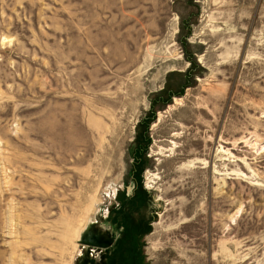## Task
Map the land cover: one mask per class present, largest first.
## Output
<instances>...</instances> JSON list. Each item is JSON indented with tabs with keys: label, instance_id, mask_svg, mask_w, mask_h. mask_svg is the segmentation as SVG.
<instances>
[{
	"label": "rangeland",
	"instance_id": "rangeland-1",
	"mask_svg": "<svg viewBox=\"0 0 264 264\" xmlns=\"http://www.w3.org/2000/svg\"><path fill=\"white\" fill-rule=\"evenodd\" d=\"M86 253L264 264V0H0V264Z\"/></svg>",
	"mask_w": 264,
	"mask_h": 264
},
{
	"label": "water",
	"instance_id": "water-1",
	"mask_svg": "<svg viewBox=\"0 0 264 264\" xmlns=\"http://www.w3.org/2000/svg\"><path fill=\"white\" fill-rule=\"evenodd\" d=\"M113 241V237H110L109 234H106L93 225L87 227L81 232L78 243L85 248L106 250L111 246ZM90 257L89 253H86L78 260V264H90Z\"/></svg>",
	"mask_w": 264,
	"mask_h": 264
},
{
	"label": "flooded vegetation",
	"instance_id": "flooded-vegetation-1",
	"mask_svg": "<svg viewBox=\"0 0 264 264\" xmlns=\"http://www.w3.org/2000/svg\"><path fill=\"white\" fill-rule=\"evenodd\" d=\"M121 209H122V204L114 206L113 208H111V211L109 212V215H108V218L111 221L112 229L114 230V231L112 230V233H111L112 237L114 238V241L112 242L111 246L108 249H106L108 253L110 254L117 251L116 247H118V245L121 242L120 238L121 237L123 238L130 231V228L132 227V224H133V223L131 224V221L129 220L130 225L126 227L125 224L117 221L118 215L116 213L120 212ZM115 230L118 233V236L116 235ZM123 250L124 249L121 247V254ZM120 259H121V256L120 255L118 256V254H116L114 256L109 257L108 262L104 263L103 261L102 264H116V261L120 263Z\"/></svg>",
	"mask_w": 264,
	"mask_h": 264
},
{
	"label": "trees",
	"instance_id": "trees-1",
	"mask_svg": "<svg viewBox=\"0 0 264 264\" xmlns=\"http://www.w3.org/2000/svg\"><path fill=\"white\" fill-rule=\"evenodd\" d=\"M135 186H136V183H135ZM138 190H140V189H138ZM139 193L140 194H137V198L136 199H129V201H124L123 200L121 212H119L117 214L118 215L117 221H119L120 223L125 224L126 227L130 225V221L131 220L133 221L134 211L138 207L140 208L141 205H143L144 201H146V198L148 197L147 192L145 190L141 189V191ZM139 208H138L137 212L140 211Z\"/></svg>",
	"mask_w": 264,
	"mask_h": 264
}]
</instances>
